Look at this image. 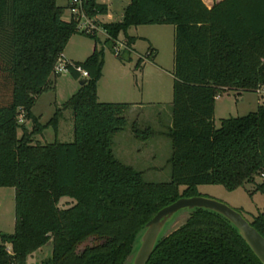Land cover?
Returning a JSON list of instances; mask_svg holds the SVG:
<instances>
[{
    "label": "trees",
    "instance_id": "1",
    "mask_svg": "<svg viewBox=\"0 0 264 264\" xmlns=\"http://www.w3.org/2000/svg\"><path fill=\"white\" fill-rule=\"evenodd\" d=\"M81 5L90 17L107 11L97 0ZM63 10L56 0H0V186L14 188L15 203L14 230L0 231V264H28L47 241L52 250L40 264H125L145 222L178 197L199 194V184L231 190L260 176L255 188L264 193V103L214 123L219 93L254 91L264 83V0H218L210 7L203 0H129L120 20L101 23L112 46L120 32L128 45L134 41L127 33L132 25L174 26L166 181L145 180L113 153L112 137L127 126L131 103L98 99L102 47L73 61L86 76L67 65L86 80L46 122L32 112L71 35L98 39L95 30L64 19ZM152 49L144 58L153 59ZM67 107L73 140L34 141L49 125L57 130ZM131 127L140 139L152 133L136 121ZM250 223L264 236V208ZM165 230L145 264H264L236 226L209 208L190 209L180 225Z\"/></svg>",
    "mask_w": 264,
    "mask_h": 264
},
{
    "label": "rangeland",
    "instance_id": "2",
    "mask_svg": "<svg viewBox=\"0 0 264 264\" xmlns=\"http://www.w3.org/2000/svg\"><path fill=\"white\" fill-rule=\"evenodd\" d=\"M109 1L113 8V19H115L119 13V7L124 0ZM56 2L66 9L67 0H56ZM98 16L100 20L105 18L104 14H99ZM95 22L98 24L97 21ZM136 27L139 33L147 34V37L137 38V51L142 52V55H144L146 49L156 47L158 52L156 61L162 68H157L149 59L141 61L139 66L135 67L139 55L134 52L131 53V60L125 58L124 61L127 67V73L125 74L127 77L124 78L136 90L143 88L144 97L148 101L144 102L143 106H137L132 111H126L128 124L121 132L112 137V150L115 152L114 155L122 162L132 165L137 170H141L145 180L166 181L169 180L171 172V164L168 161L171 153V139L165 132L171 126H169V121L171 117L172 83L174 77L173 25L170 23L140 24ZM102 28L101 26L100 30H103ZM98 32L96 34L100 39L98 38L97 41L84 33L77 32L74 39L78 38V43L70 42L67 49L76 56H86L82 54H87L86 52L91 46L96 45L97 48H103L105 76L100 81L99 86L100 89L107 91L112 87L110 82L112 67L119 59L114 53L112 44L105 42L104 34L100 31ZM124 39L125 34L120 32L115 40ZM141 68H144L143 75L140 72ZM133 72H136V76ZM141 76H143V79ZM50 78L52 80L51 86L37 96L32 106L33 113L39 116V121L43 123L53 115L56 106H60L77 90L79 85L78 79L70 72H60L55 76L51 75ZM135 80H137V83H135ZM1 85L0 83V92H3L5 90L4 88L1 89ZM257 100L256 93L251 90L241 91L238 94L233 89H227L219 93L216 99L217 108L214 114L215 125L218 127L220 119L223 117L242 115L254 110ZM21 121L28 128L32 127L31 120L21 118ZM133 121L137 122L140 129H152V133L145 139L136 137L131 127ZM18 133H21L20 129ZM55 139L60 141L73 140V113L70 107L62 110L56 131L52 125H49L41 133L33 136L34 141L41 143L51 142ZM151 155H154V157H151ZM154 167L158 169L155 170ZM261 179L260 176H256L255 181L246 182L242 186L231 190L218 183H202L197 186V189L200 194L223 201L239 210L250 221L253 215L264 208V193L255 188L256 184L261 182ZM179 188L182 189L183 185H180ZM14 205V188L12 186H0V231L12 232L14 230ZM187 216L188 210L185 209L177 213L166 225L165 233L180 225ZM137 244H135V249ZM51 250L52 242L47 241L27 257V263L40 264L43 258L50 255ZM132 255H130L125 264L130 263Z\"/></svg>",
    "mask_w": 264,
    "mask_h": 264
},
{
    "label": "water",
    "instance_id": "3",
    "mask_svg": "<svg viewBox=\"0 0 264 264\" xmlns=\"http://www.w3.org/2000/svg\"><path fill=\"white\" fill-rule=\"evenodd\" d=\"M85 80V78H81L79 79V83L82 84ZM195 207L209 208L219 212L230 220L257 257L264 263V236L239 210L223 201L199 193L191 196L178 197L171 203L159 208L155 214L145 222L144 229L138 237V244L129 264H145L153 251L159 235L164 231L166 225L181 210H190ZM88 242L89 239L85 240L82 245Z\"/></svg>",
    "mask_w": 264,
    "mask_h": 264
},
{
    "label": "crops",
    "instance_id": "4",
    "mask_svg": "<svg viewBox=\"0 0 264 264\" xmlns=\"http://www.w3.org/2000/svg\"><path fill=\"white\" fill-rule=\"evenodd\" d=\"M97 1L105 3L107 5V11L105 13H102L105 16V18L102 19V20L99 19V16H98L99 14H97L94 17H92L93 20L97 21L98 24H99L98 25L96 23V25H98V26L95 29V31H96V33L98 31L102 32L104 34V38H106L107 33L105 32V30L103 28H102L103 30H100V28H101L100 24L102 22L120 20L122 18V15H123L124 7L129 2V0H124V2H122L121 6L119 7V13L117 15V18H115V19H113V13H112L113 8L110 5L111 4L110 1L109 0H97ZM203 1L208 7H210L215 1H218V0H203ZM68 4H69V0H67V2H66V9L63 10V14H62L63 18L67 19V20L71 18V14H70V11L68 9ZM65 15H67V17H65ZM136 26L137 25H132V26H130L127 29V33L129 35H132V36L135 37L134 41L129 45V48L123 49L121 51V57L116 55L119 60L116 61L117 63L112 67V77L110 79L112 87L109 88L107 91H104V90L100 89L99 83L102 80V78L105 76L104 63H103V67H102V74H101V76H100V78H99V80L97 82V97H98L99 100H101V101H126V102H130L131 106L129 108V111L134 110V108H136L137 106H143L144 102L148 101L144 97L143 88H141V90H138V89L136 90L135 87H133V85L126 78H124V77H127L126 74H125V73H127L126 72V68L127 67H126V62L124 60H125V58L128 59V60H131L132 59L131 53L134 52V53H137L139 55V57H138V59L136 61L135 67H138L139 63H141V61L147 59V58H144V56L142 55V52H139L136 49V40H137V38H139V37L140 38L147 37V34L139 33L137 31V29H136L137 28ZM76 34L77 33H74V34L71 35V37L69 38V40H68V42H67V44H66V46H65V48L63 50V53H62V56H63L64 59H66L68 61H72V62L73 61L83 60L88 54H90L92 52V50L94 48V46H91L89 48V50H87V52H86L87 54H82V55H86V56H76L75 54H72L71 51H68L67 46H68V44H70V42L76 43V44L78 43V38L74 39ZM173 34H174V26H173ZM97 37L100 39V37L98 35H97ZM150 48H153L152 49L153 60H151V62L154 63L155 66H157V68L161 69L162 68L161 65L156 61V55L158 54L157 48L156 47H150ZM148 49H146V51ZM81 57H84V58H81ZM128 68H130V67H128ZM129 70H131V69H129ZM143 71H144V68H141L140 72L142 73V75L144 74ZM133 73L136 76V72H133ZM52 76H55V75L53 74ZM141 77L143 79V76H141ZM135 83H137V80H135ZM78 84L80 85L79 79H78ZM79 85H78V87H79ZM240 93L241 92H239L238 94H240ZM216 99H217V96L215 98L214 114H215V110L217 108ZM258 103H259V101L257 100V105H258ZM171 123H172V118L170 117L169 126L171 125ZM122 130L118 131L113 136H116ZM165 134H166V132H165ZM113 153H115L114 150H113ZM151 157H154V155H151ZM154 169L156 170L158 168L154 167Z\"/></svg>",
    "mask_w": 264,
    "mask_h": 264
},
{
    "label": "built area",
    "instance_id": "5",
    "mask_svg": "<svg viewBox=\"0 0 264 264\" xmlns=\"http://www.w3.org/2000/svg\"><path fill=\"white\" fill-rule=\"evenodd\" d=\"M68 9L71 14V18L77 21L78 28L87 32H92L97 28L96 22L92 17L88 16L81 5V0H69ZM116 43L113 46L114 53L119 55L123 49L129 48V45L126 43V39L124 40H115ZM68 64L74 66V68L80 72L81 76H86L87 71L83 69L79 64H75L72 61H68L63 58V56L59 57L55 63L53 72L58 74L60 72H68ZM258 97L259 103H264V83L259 84L254 89Z\"/></svg>",
    "mask_w": 264,
    "mask_h": 264
}]
</instances>
